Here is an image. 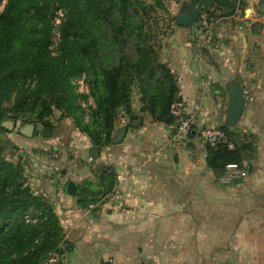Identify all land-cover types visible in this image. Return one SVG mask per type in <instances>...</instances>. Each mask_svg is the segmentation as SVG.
Instances as JSON below:
<instances>
[{"label": "crops", "instance_id": "obj_1", "mask_svg": "<svg viewBox=\"0 0 264 264\" xmlns=\"http://www.w3.org/2000/svg\"><path fill=\"white\" fill-rule=\"evenodd\" d=\"M242 6L232 14L217 10L214 29L169 31L159 62L174 77L193 132L177 137L133 93L134 119L118 116L111 144L87 156L92 169L76 160L55 187L50 206L64 244L50 264H264V0ZM230 85L242 89L244 107L228 132L250 170L226 183L223 170L208 167L198 131L225 127ZM84 140L88 152L92 144ZM85 179L92 185L80 189ZM68 181L75 195L65 193ZM89 194L103 198L87 202Z\"/></svg>", "mask_w": 264, "mask_h": 264}, {"label": "trees", "instance_id": "obj_2", "mask_svg": "<svg viewBox=\"0 0 264 264\" xmlns=\"http://www.w3.org/2000/svg\"><path fill=\"white\" fill-rule=\"evenodd\" d=\"M204 2L229 14L241 6V0ZM142 6L139 0H0V130L5 122L15 124L22 109L36 111L37 121L62 110L89 137V156L97 158L111 144L119 112L134 119L135 86L154 119L175 125L169 114L171 103L179 100L174 77L157 62L137 22L146 13ZM60 10L64 21L53 55L51 22ZM80 75L88 78L94 103L85 125L71 84ZM206 149L214 172L242 158L237 148ZM21 178L18 166L0 159V264H43L60 252L62 228L50 204L33 197ZM112 185L110 178L107 187ZM29 210L33 215L26 220Z\"/></svg>", "mask_w": 264, "mask_h": 264}, {"label": "rangeland", "instance_id": "obj_3", "mask_svg": "<svg viewBox=\"0 0 264 264\" xmlns=\"http://www.w3.org/2000/svg\"><path fill=\"white\" fill-rule=\"evenodd\" d=\"M139 1L143 4L142 7L146 10V13H141L137 22H142L148 43L153 45L155 49L157 62H159L158 48L162 44H166V36L169 31L178 26L175 21L179 15L189 13L195 9L199 18L191 26L210 29L217 26L215 19L218 17L216 15H220L216 14L215 7L207 5L204 2L205 0L198 2L199 6H192L191 0ZM236 9L242 11L245 7L237 6ZM229 11L225 9L223 12L229 14ZM63 21V12L61 10L57 11L51 22L50 50L53 55L57 52L56 46L59 42L60 26ZM71 84L74 87V93L78 96L77 104L84 114L82 125H85L89 122L90 111L94 108L88 78L84 75L74 77ZM135 92H138L136 86L133 88L132 93ZM35 113L36 111L22 109V113L19 114V118L13 124L12 129L5 127V130H0V159L14 167L18 166L22 177L20 182L30 189L33 197L40 198L50 204V199L53 196L56 197L55 187L64 173L70 169L73 170L72 167H75L73 162L77 160L82 169H92V163L85 162L91 148L88 152L84 151L86 143L83 141H86L84 139H89V137L85 133H81L78 125L64 111L53 110L51 116L44 121H37ZM122 114L124 113L120 111L118 116ZM27 126H32L31 136L22 133V130ZM172 126L174 128L175 125ZM78 149L81 150L76 154ZM67 178L65 180H71ZM50 182L53 183L51 187L48 186ZM79 185L80 189H83L91 186L92 182L85 179L79 182ZM102 198V195L99 197V195L89 194L85 196V201L96 202ZM30 215H33L31 210L24 215V218L29 220L31 219Z\"/></svg>", "mask_w": 264, "mask_h": 264}, {"label": "built area", "instance_id": "obj_4", "mask_svg": "<svg viewBox=\"0 0 264 264\" xmlns=\"http://www.w3.org/2000/svg\"><path fill=\"white\" fill-rule=\"evenodd\" d=\"M169 114L174 119L175 134L179 138H186L193 132V118L187 112L183 100L173 101L169 107ZM198 134L206 147L216 149L218 146H224L228 150H235L236 144L231 135L222 128L205 126L199 129ZM250 165L246 160L231 162L225 165L222 171V181L229 183L231 181L244 179L247 177ZM53 259L43 264H50Z\"/></svg>", "mask_w": 264, "mask_h": 264}, {"label": "water", "instance_id": "obj_5", "mask_svg": "<svg viewBox=\"0 0 264 264\" xmlns=\"http://www.w3.org/2000/svg\"><path fill=\"white\" fill-rule=\"evenodd\" d=\"M198 18V12L193 9L189 13H183L179 15L176 18L175 22L180 27H190L194 22L198 20ZM227 92L229 94V108L226 115L225 127L233 128L242 113L244 107V97L242 94V89L236 85H230L227 89ZM4 125L8 129H12L13 126L10 122H5ZM133 126H135V124H133ZM32 130V126H27L22 130V133L31 136ZM124 132V129H120L117 134L118 138L112 139V142L119 143ZM65 193H67L68 195H75L76 185L72 181L67 182L65 186Z\"/></svg>", "mask_w": 264, "mask_h": 264}]
</instances>
